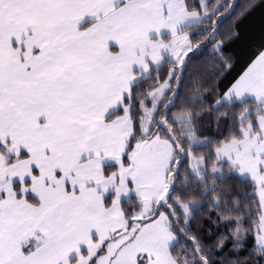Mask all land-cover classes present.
Wrapping results in <instances>:
<instances>
[{
    "label": "snow or ice",
    "instance_id": "6c2138e0",
    "mask_svg": "<svg viewBox=\"0 0 264 264\" xmlns=\"http://www.w3.org/2000/svg\"><path fill=\"white\" fill-rule=\"evenodd\" d=\"M229 7L0 0V264H209L199 245L176 251L178 234L196 207L189 196L209 179L215 193L225 168L259 197L235 239L253 232L264 261V54L216 101L238 111L224 113L233 127L212 158L193 152L196 113L161 112L190 30ZM162 65L172 66L163 80Z\"/></svg>",
    "mask_w": 264,
    "mask_h": 264
},
{
    "label": "trees",
    "instance_id": "16d2710c",
    "mask_svg": "<svg viewBox=\"0 0 264 264\" xmlns=\"http://www.w3.org/2000/svg\"><path fill=\"white\" fill-rule=\"evenodd\" d=\"M222 2L224 0H209L213 5ZM227 3L230 7L223 15H217L214 22L192 28L194 53L185 64L176 95L168 96L172 103L161 109L170 119L185 111L196 113L195 131L191 134L197 137L191 142L193 152L208 158H212L216 143L233 127V116L224 113L238 111V108L216 105V101L264 50V0H227ZM170 68L171 65L161 67V80L167 77ZM153 83L149 81L142 87L150 90L149 85ZM208 175L212 176L211 171ZM215 186L216 192L212 193L213 181L209 179L207 188L201 187L189 196L196 207L185 231L178 234L176 251L186 250L191 257L193 246L199 245L209 264H264L256 251L253 232H247L238 243L235 239L236 223L251 226L260 214L259 197L252 182L225 168ZM190 187L195 184L190 183ZM186 192L187 189H181L182 198ZM217 198L223 201L219 207L214 206Z\"/></svg>",
    "mask_w": 264,
    "mask_h": 264
},
{
    "label": "crops",
    "instance_id": "0c3cea01",
    "mask_svg": "<svg viewBox=\"0 0 264 264\" xmlns=\"http://www.w3.org/2000/svg\"><path fill=\"white\" fill-rule=\"evenodd\" d=\"M191 32H192V29L190 30V39H191ZM192 41V40H191ZM193 53H194V45H193V50L191 51V52H189L188 53V56L187 57H185V64L187 63V60H188V58L191 56V55H193ZM261 54H264V50L252 61V62H254L256 59H258L259 58V56L261 55ZM251 62V63H252ZM163 66H165V65H162L161 67H163ZM172 67V66H171ZM246 71V70H245ZM243 74V73H242ZM241 74V75H242ZM239 78V77H238ZM237 78V79H238Z\"/></svg>",
    "mask_w": 264,
    "mask_h": 264
}]
</instances>
